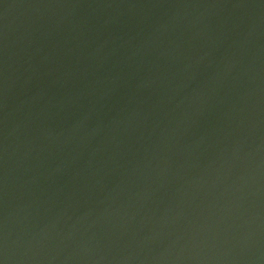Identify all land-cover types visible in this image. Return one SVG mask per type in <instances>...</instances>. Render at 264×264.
I'll list each match as a JSON object with an SVG mask.
<instances>
[{
    "label": "water",
    "instance_id": "95a60500",
    "mask_svg": "<svg viewBox=\"0 0 264 264\" xmlns=\"http://www.w3.org/2000/svg\"><path fill=\"white\" fill-rule=\"evenodd\" d=\"M0 264H264V0H0Z\"/></svg>",
    "mask_w": 264,
    "mask_h": 264
}]
</instances>
